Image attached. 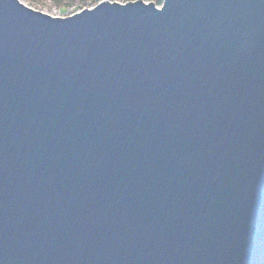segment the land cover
<instances>
[{
	"label": "water",
	"instance_id": "obj_1",
	"mask_svg": "<svg viewBox=\"0 0 264 264\" xmlns=\"http://www.w3.org/2000/svg\"><path fill=\"white\" fill-rule=\"evenodd\" d=\"M0 264H264V0H0Z\"/></svg>",
	"mask_w": 264,
	"mask_h": 264
},
{
	"label": "rangeland",
	"instance_id": "obj_2",
	"mask_svg": "<svg viewBox=\"0 0 264 264\" xmlns=\"http://www.w3.org/2000/svg\"><path fill=\"white\" fill-rule=\"evenodd\" d=\"M101 1L103 0H60V2H57V0H23L27 5L52 15H56V11L61 10V8L66 9V11H61L62 13L70 15L83 8L94 7ZM117 1L127 2L126 0Z\"/></svg>",
	"mask_w": 264,
	"mask_h": 264
},
{
	"label": "trees",
	"instance_id": "obj_3",
	"mask_svg": "<svg viewBox=\"0 0 264 264\" xmlns=\"http://www.w3.org/2000/svg\"><path fill=\"white\" fill-rule=\"evenodd\" d=\"M126 1H130V0H126ZM147 1H153L155 2L157 5H161L163 0H147Z\"/></svg>",
	"mask_w": 264,
	"mask_h": 264
},
{
	"label": "built area",
	"instance_id": "obj_4",
	"mask_svg": "<svg viewBox=\"0 0 264 264\" xmlns=\"http://www.w3.org/2000/svg\"><path fill=\"white\" fill-rule=\"evenodd\" d=\"M56 15H65V14L62 13L61 10L59 9L58 11H56Z\"/></svg>",
	"mask_w": 264,
	"mask_h": 264
},
{
	"label": "snow or ice",
	"instance_id": "obj_5",
	"mask_svg": "<svg viewBox=\"0 0 264 264\" xmlns=\"http://www.w3.org/2000/svg\"><path fill=\"white\" fill-rule=\"evenodd\" d=\"M21 2L23 3V0H21ZM57 2H60V0H57ZM61 11H66L65 8H61Z\"/></svg>",
	"mask_w": 264,
	"mask_h": 264
}]
</instances>
